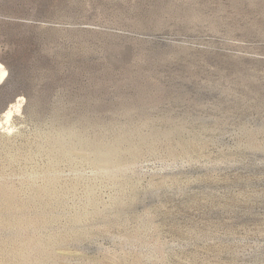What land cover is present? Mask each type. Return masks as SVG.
I'll use <instances>...</instances> for the list:
<instances>
[{
    "label": "rangeland",
    "instance_id": "obj_1",
    "mask_svg": "<svg viewBox=\"0 0 264 264\" xmlns=\"http://www.w3.org/2000/svg\"><path fill=\"white\" fill-rule=\"evenodd\" d=\"M0 64V264H264V0H0Z\"/></svg>",
    "mask_w": 264,
    "mask_h": 264
},
{
    "label": "bare ground",
    "instance_id": "obj_2",
    "mask_svg": "<svg viewBox=\"0 0 264 264\" xmlns=\"http://www.w3.org/2000/svg\"><path fill=\"white\" fill-rule=\"evenodd\" d=\"M5 75H6V70L0 64V82L2 80H4ZM24 103L25 102H24L23 97L15 98L14 104H13V101H11V105L8 106L7 111H5V113H4L3 121L0 120V128L8 125L12 114L15 112L19 113L21 108L24 106ZM97 151H94L95 153L93 152V155H94V158H92L93 163H95V164H111L113 162V159H114L113 154L110 153V151H104V152H99L100 150H97ZM33 192H34L33 199L39 198L38 196L43 195L45 192H46V194H48V191H45V189H37ZM16 198H17L16 194H13V192L12 193L9 192L5 188V186L0 185V210H5L7 213H10V214H11V212H15V214H16L14 217L9 218L8 220H5V221L1 220L0 221L1 226L5 227L7 225H10L12 227H19V226L26 225V224L30 225V223H32L29 219H27L26 217H24L22 215V212H24V210L29 205L28 200L27 201L26 200L19 201ZM33 199H29V200H33ZM9 216H12V215H8V217ZM14 242L15 241L12 240L10 243L14 244ZM5 244H7V243H4V245ZM27 245H28V243H26V242H21V243H18L17 245L14 244L13 245L14 247L10 252L11 259H12L11 261H15L16 259L17 260L20 259L22 256V253H23L24 249H26ZM34 249L36 251L35 254L37 256L38 255L42 256L44 254L43 248L40 246V244L36 243L34 245Z\"/></svg>",
    "mask_w": 264,
    "mask_h": 264
}]
</instances>
